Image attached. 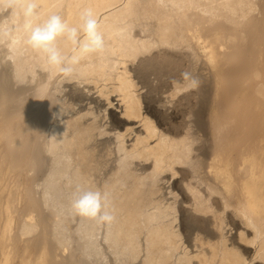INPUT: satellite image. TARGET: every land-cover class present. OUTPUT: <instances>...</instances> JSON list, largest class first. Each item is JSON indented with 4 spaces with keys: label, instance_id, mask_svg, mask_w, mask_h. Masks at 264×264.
Masks as SVG:
<instances>
[{
    "label": "bare ground",
    "instance_id": "bare-ground-1",
    "mask_svg": "<svg viewBox=\"0 0 264 264\" xmlns=\"http://www.w3.org/2000/svg\"><path fill=\"white\" fill-rule=\"evenodd\" d=\"M39 3L107 49L65 82L0 48V264H264V0ZM77 185L116 220L73 217Z\"/></svg>",
    "mask_w": 264,
    "mask_h": 264
},
{
    "label": "clouds",
    "instance_id": "clouds-1",
    "mask_svg": "<svg viewBox=\"0 0 264 264\" xmlns=\"http://www.w3.org/2000/svg\"><path fill=\"white\" fill-rule=\"evenodd\" d=\"M39 8V0H0V17L4 18L0 22V48L6 49L7 60L30 49L43 59L45 70H54L65 82H72L83 61L102 58L106 52L98 13L92 7L83 8L77 23L70 24L59 10L41 19ZM254 79L261 80L262 74L257 71ZM256 95L264 98V84L257 86ZM53 115L59 119L64 114L58 110ZM72 195L69 211L73 217L101 225L116 220L108 192L77 185Z\"/></svg>",
    "mask_w": 264,
    "mask_h": 264
},
{
    "label": "rangeland",
    "instance_id": "rangeland-1",
    "mask_svg": "<svg viewBox=\"0 0 264 264\" xmlns=\"http://www.w3.org/2000/svg\"><path fill=\"white\" fill-rule=\"evenodd\" d=\"M114 109V108H113ZM117 111V110H116Z\"/></svg>",
    "mask_w": 264,
    "mask_h": 264
}]
</instances>
